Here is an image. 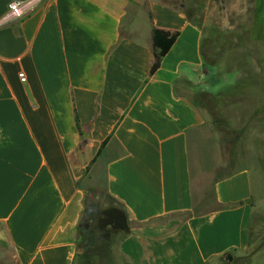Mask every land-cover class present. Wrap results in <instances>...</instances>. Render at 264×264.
<instances>
[{"label":"crops","instance_id":"obj_1","mask_svg":"<svg viewBox=\"0 0 264 264\" xmlns=\"http://www.w3.org/2000/svg\"><path fill=\"white\" fill-rule=\"evenodd\" d=\"M14 1L0 0V19ZM155 30L178 33L164 55ZM203 36L163 0H42L0 27V264H221L251 251L264 195L251 168L220 165L199 98L226 80ZM85 217L103 244L82 252Z\"/></svg>","mask_w":264,"mask_h":264},{"label":"rangeland","instance_id":"obj_2","mask_svg":"<svg viewBox=\"0 0 264 264\" xmlns=\"http://www.w3.org/2000/svg\"><path fill=\"white\" fill-rule=\"evenodd\" d=\"M163 1L183 6L203 27L204 61L226 80L223 93L199 98L211 136H217L220 165L251 168L264 195V0ZM214 79H208L210 88ZM113 206L116 223L122 214ZM256 208L251 227L255 251L252 246L243 257L231 254L232 260L226 256L221 264H264V201ZM94 239V245L103 244L102 237Z\"/></svg>","mask_w":264,"mask_h":264},{"label":"trees","instance_id":"obj_3","mask_svg":"<svg viewBox=\"0 0 264 264\" xmlns=\"http://www.w3.org/2000/svg\"><path fill=\"white\" fill-rule=\"evenodd\" d=\"M177 35L178 33H171V32H166L163 30H155V41H156L157 47H159L160 49L161 55H164L169 50V48L175 41ZM103 147L104 145L100 149V152L102 151ZM79 234H80L79 249L82 252H85L95 240L94 233L91 229V225H90L88 217H85L83 219V222L80 224Z\"/></svg>","mask_w":264,"mask_h":264},{"label":"built area","instance_id":"obj_4","mask_svg":"<svg viewBox=\"0 0 264 264\" xmlns=\"http://www.w3.org/2000/svg\"><path fill=\"white\" fill-rule=\"evenodd\" d=\"M42 0H21L9 4L6 14L0 19V27L17 22L28 16ZM22 82L26 81L23 73L19 75Z\"/></svg>","mask_w":264,"mask_h":264},{"label":"water","instance_id":"obj_5","mask_svg":"<svg viewBox=\"0 0 264 264\" xmlns=\"http://www.w3.org/2000/svg\"><path fill=\"white\" fill-rule=\"evenodd\" d=\"M227 260H228V261H231V260H232V256H231V255H228V256H227Z\"/></svg>","mask_w":264,"mask_h":264}]
</instances>
